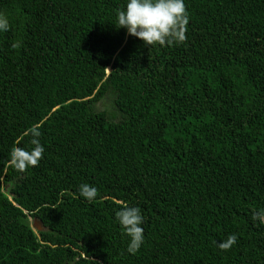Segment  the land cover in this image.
I'll list each match as a JSON object with an SVG mask.
<instances>
[{
    "label": "trees",
    "instance_id": "16d2710c",
    "mask_svg": "<svg viewBox=\"0 0 264 264\" xmlns=\"http://www.w3.org/2000/svg\"><path fill=\"white\" fill-rule=\"evenodd\" d=\"M124 3L0 0V264H264V0H184L172 46L116 26ZM109 94L116 115L96 107ZM35 124L42 158L16 171Z\"/></svg>",
    "mask_w": 264,
    "mask_h": 264
},
{
    "label": "clouds",
    "instance_id": "9594fccd",
    "mask_svg": "<svg viewBox=\"0 0 264 264\" xmlns=\"http://www.w3.org/2000/svg\"><path fill=\"white\" fill-rule=\"evenodd\" d=\"M188 14L184 0H125L124 6L116 11L115 25L126 29L129 35L135 36L145 45L179 44L186 40ZM8 18L0 13V33L9 30ZM20 42L11 45L19 48ZM40 124L27 128L23 135L30 136V149L13 147L9 153L8 166L24 172L29 167H36L44 153L40 143ZM80 196L88 201L97 197L98 189L87 183L78 186ZM116 223L128 237L126 251L135 254L144 242L143 215L140 207L125 205L114 212ZM253 220L264 224V209L253 213ZM237 235L230 234L226 239L216 242L224 251L229 250L236 242Z\"/></svg>",
    "mask_w": 264,
    "mask_h": 264
},
{
    "label": "rangeland",
    "instance_id": "374dc122",
    "mask_svg": "<svg viewBox=\"0 0 264 264\" xmlns=\"http://www.w3.org/2000/svg\"><path fill=\"white\" fill-rule=\"evenodd\" d=\"M108 96H110V94L106 95L105 98L102 101L97 103L96 107H97V109H99L101 111L103 110V111L107 112L108 114L116 115L115 114L116 111H115V109L113 107L114 106L113 98L112 97H108ZM116 117L119 118V116H116ZM30 221H31V223H33V220H30Z\"/></svg>",
    "mask_w": 264,
    "mask_h": 264
},
{
    "label": "water",
    "instance_id": "95a60500",
    "mask_svg": "<svg viewBox=\"0 0 264 264\" xmlns=\"http://www.w3.org/2000/svg\"><path fill=\"white\" fill-rule=\"evenodd\" d=\"M33 230H36V231H42L44 230V226L42 225L41 221L37 220V219H33V223H32V226Z\"/></svg>",
    "mask_w": 264,
    "mask_h": 264
}]
</instances>
